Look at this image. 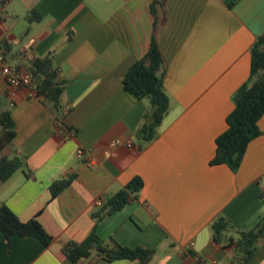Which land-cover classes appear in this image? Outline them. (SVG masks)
<instances>
[{
  "label": "crops",
  "instance_id": "obj_1",
  "mask_svg": "<svg viewBox=\"0 0 264 264\" xmlns=\"http://www.w3.org/2000/svg\"><path fill=\"white\" fill-rule=\"evenodd\" d=\"M260 36L264 0H8L0 11L5 64L26 67L51 55L64 92L55 118L32 86L11 87L0 74V104L15 131L2 153L25 162L0 182V203L22 221L35 217L52 237L45 246L13 235L6 251L0 231V264H196L194 255L212 264H264V239L244 262L228 244L234 230L264 218V114L236 170L211 163ZM151 39L163 57L169 108L157 136L141 144L135 133L146 102L122 78ZM136 176L142 186L129 203L93 216L98 199ZM64 179L70 182L52 197V183ZM219 215L233 229L216 243L210 224ZM93 228L108 245L153 249L152 259L108 261L93 252L69 261L62 246Z\"/></svg>",
  "mask_w": 264,
  "mask_h": 264
},
{
  "label": "trees",
  "instance_id": "obj_2",
  "mask_svg": "<svg viewBox=\"0 0 264 264\" xmlns=\"http://www.w3.org/2000/svg\"><path fill=\"white\" fill-rule=\"evenodd\" d=\"M151 11L154 12L151 6ZM38 19V16H34ZM250 72L248 79L233 93V109L226 117L227 127L216 139V151L211 163H225L236 170L241 162L247 144L259 135L257 121L264 114V37L260 36L250 48ZM25 68L31 77V86L40 100L49 107L55 118L61 117V96L64 83L57 80V70L52 64L51 55L29 60ZM163 57L154 39H151L146 53L135 60L122 78L124 88L133 97L146 102V110L135 136L141 144H146L157 136V127L169 108V98L162 80ZM0 182L13 175L24 164L18 156L9 157L2 153L14 137V120L10 112L0 104ZM70 179L52 183L50 190L54 197ZM142 186L139 177H133L123 188L104 199L102 206L93 213L97 219L105 214L120 210L129 203ZM212 237L221 243L227 232L233 229L230 221L223 215L217 216L210 224ZM0 231L9 249V239L13 235L34 236L45 246L52 237L44 230L39 221L33 217L22 221L6 204L0 203ZM236 237H231L228 244L234 249L242 262L247 261L257 250V244L264 239V218L249 230H234ZM112 245L96 234L94 228L80 242L69 241L62 246V252L71 262L86 259L93 252L105 260L138 259L148 263L154 254L149 248H129L113 241Z\"/></svg>",
  "mask_w": 264,
  "mask_h": 264
},
{
  "label": "built area",
  "instance_id": "obj_3",
  "mask_svg": "<svg viewBox=\"0 0 264 264\" xmlns=\"http://www.w3.org/2000/svg\"><path fill=\"white\" fill-rule=\"evenodd\" d=\"M8 0H0V11L4 7V5L7 3ZM0 62H1V68H0V74L4 78V80L7 82V84L11 87H19V86H31V77L27 70L25 68H18L16 66H9L5 64L4 58L0 53ZM67 136L64 135L63 138H66ZM125 144L126 146H131V141L129 139L125 140L124 142L120 139L113 140L112 144ZM77 156H80L83 152L82 149H77ZM264 197V194H263ZM102 200L98 199L96 201V205L102 206ZM193 243L190 242L188 244V247H192ZM194 259L196 264H212L208 262L203 257H200L198 255H194Z\"/></svg>",
  "mask_w": 264,
  "mask_h": 264
},
{
  "label": "rangeland",
  "instance_id": "obj_4",
  "mask_svg": "<svg viewBox=\"0 0 264 264\" xmlns=\"http://www.w3.org/2000/svg\"><path fill=\"white\" fill-rule=\"evenodd\" d=\"M1 107H2V105H1Z\"/></svg>",
  "mask_w": 264,
  "mask_h": 264
}]
</instances>
